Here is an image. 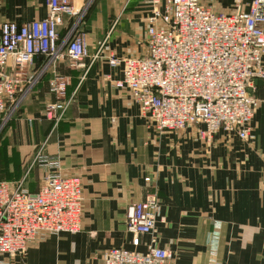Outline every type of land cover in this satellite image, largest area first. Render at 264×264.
Listing matches in <instances>:
<instances>
[{"label": "crops", "instance_id": "0c3cea01", "mask_svg": "<svg viewBox=\"0 0 264 264\" xmlns=\"http://www.w3.org/2000/svg\"><path fill=\"white\" fill-rule=\"evenodd\" d=\"M233 1L202 2L228 13ZM240 1L247 11L249 0ZM69 2L78 14L61 16L60 41L73 30L82 36L88 57L102 43L117 58L144 53L151 0ZM46 15V0H0V22L21 24ZM61 53L65 56L64 49ZM83 64L74 68L65 58L54 64L35 59L26 73L34 83L20 110L23 118L6 136L16 156L0 168L8 172L0 182L25 183L23 189L37 192L47 171L34 163L39 152L57 158L61 174L81 183L79 232L39 234L25 264H101L103 252L112 248L145 252L149 237L134 246L125 222L127 207L147 193L157 196L163 217L155 227L156 247L171 252L174 264H264V84L252 90L260 102L252 120L254 142L220 131L206 143L197 138L196 127L156 133L129 92L114 87L122 79L120 68L108 66L104 57ZM55 78L67 82L63 98L70 100L56 128L43 117L45 104L58 101L50 91ZM215 224L220 238L209 245Z\"/></svg>", "mask_w": 264, "mask_h": 264}, {"label": "built area", "instance_id": "2783aa9c", "mask_svg": "<svg viewBox=\"0 0 264 264\" xmlns=\"http://www.w3.org/2000/svg\"><path fill=\"white\" fill-rule=\"evenodd\" d=\"M238 1L235 10L223 13L200 0H151L145 50L134 58H117L103 43L88 57L82 36L73 30L60 41L61 16L78 14L69 0H46L43 19L0 22V120L33 86L26 73L35 59L54 64L65 58L70 67L85 68L86 58L92 64L104 57L108 66L121 70L114 87L129 92L156 133L196 127L197 138L207 143L219 131L247 140L259 106L254 82L264 84V0H252L247 11ZM66 87L63 78L50 83L58 101L45 106L44 119L54 128L70 103L63 98ZM35 158L47 169L37 192L0 182V264H15L39 234L80 230V179L63 176L57 158H42L39 152ZM159 222L163 217L155 194L132 203L126 209V230L134 246L140 237H149L145 252L112 248L103 252L101 264H174L171 252L156 247Z\"/></svg>", "mask_w": 264, "mask_h": 264}, {"label": "rangeland", "instance_id": "374dc122", "mask_svg": "<svg viewBox=\"0 0 264 264\" xmlns=\"http://www.w3.org/2000/svg\"><path fill=\"white\" fill-rule=\"evenodd\" d=\"M88 1V0H87ZM91 1V0H90ZM201 2H206V0H200ZM208 1V0H207ZM252 0H249V4L247 5V7L249 8V5L251 3ZM235 2L236 0H234L231 4V6L228 8L229 10L227 11L228 13L232 12L233 10H235ZM239 4H241V9L243 10V8L245 9L244 5L241 3V1L239 0L238 1ZM208 5V4H206ZM225 5V3L223 4ZM216 7V6H215ZM243 7V8H242ZM88 8V7H87ZM215 11L217 12H222L221 9L219 8H214L212 7ZM222 8H225V7H222ZM224 12V11H223ZM24 98H21L17 107L13 110H11L12 107H10V109L8 108V112L6 113V116L4 119L0 120V168H4L6 169L8 167V165L10 164L11 162V158L14 159L13 157H15L16 155L14 154L15 153V150L12 151L10 149V146L8 145L7 143V139H6V136L9 137V133H10V128L13 126L14 122L16 121L17 118H23L22 116H20V110H21V107L24 105ZM256 98V97H255ZM257 99V98H256ZM258 100V99H257ZM47 104H45L46 106ZM258 105L260 106V102L258 100ZM45 106L43 108V117H44V109H45ZM258 106V108H259ZM258 110V109H257ZM256 110V112H257ZM256 114V113H255ZM255 116V115H254ZM254 118V117H253ZM252 118V120H253ZM252 120L250 121L249 123V138L247 140H243V139H240L237 135L233 134V135H229V134H226L224 133L223 131H221L226 137H236L238 138L239 141L241 142H244V143H253L254 142V136L252 135ZM24 122L26 123V119L24 120ZM183 131V130H182ZM177 132H181V131H174V132H170V133H167V134H172V133H177ZM220 132V131H219ZM215 135V134H214ZM214 135H213V138H214ZM212 138V139H213ZM9 140V139H8ZM207 143V142H206ZM26 154V153H25ZM24 154V156H25ZM23 156V157H24ZM23 157L21 159H23ZM20 159V160H21ZM36 159V158H35ZM24 161V160H23ZM34 163H37L35 162L34 160ZM5 166V167H4ZM33 172V171H32ZM36 172V173H35ZM7 170H5L4 172L3 171H0V180H3L2 178H4V175H7ZM34 173L36 175V178H35V182L34 184L37 183V181L39 180V174L37 173V171L34 170ZM31 174V173H30ZM28 178V177H27ZM26 182H29V180L27 179ZM41 183V182H40ZM21 184V183H20ZM24 184V185H23ZM33 184V185H34ZM22 186H25V183H22L21 184ZM23 188V187H22ZM148 194V193H147ZM154 194V193H153ZM219 226L217 224H215L214 228L212 231L209 232V235H208V239H209V245L210 244H216L220 238V233H219ZM35 242V241H34ZM32 246L29 245L27 251L29 250V248ZM27 254V253H26ZM26 254L25 256H22V257H16L13 262L15 264H25V257H26ZM172 254V253H171ZM6 259V257L4 258Z\"/></svg>", "mask_w": 264, "mask_h": 264}, {"label": "water", "instance_id": "95a60500", "mask_svg": "<svg viewBox=\"0 0 264 264\" xmlns=\"http://www.w3.org/2000/svg\"><path fill=\"white\" fill-rule=\"evenodd\" d=\"M258 84H259V85H262L263 82H261V81H255V82H254V86H256V85H258Z\"/></svg>", "mask_w": 264, "mask_h": 264}]
</instances>
